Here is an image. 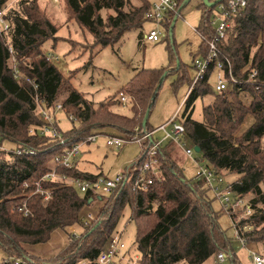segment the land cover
I'll list each match as a JSON object with an SVG mask.
<instances>
[{"label":"trees","instance_id":"obj_1","mask_svg":"<svg viewBox=\"0 0 264 264\" xmlns=\"http://www.w3.org/2000/svg\"><path fill=\"white\" fill-rule=\"evenodd\" d=\"M8 1L0 0V8ZM63 1L68 19H74L91 34L90 49L113 45L124 32L141 27L150 9V0H140L137 5H132L131 0ZM211 1L214 0H208ZM225 1L219 0L211 6L200 4V22L195 31L201 36V42L194 57L207 54V41L215 36L209 19L218 3ZM43 2L15 0L6 15L10 29L0 35V248L8 254L0 264H78L81 260L84 264H98L96 259L116 231L126 206L130 208L129 220L136 225L138 264H213L209 261L221 249L231 252L233 264H241L235 261L231 242L218 222V215L225 212L221 208L217 212L213 210L211 201L215 198L208 187L199 185L195 175L191 180L185 176L177 156L179 147L170 139L161 142L153 157L155 174L151 169L142 173L145 178H152V182L140 188L134 186V181L140 176L139 167L148 159L144 152L159 140L153 139L152 134L142 140L136 161L121 172L123 180L109 194L80 192L61 179L42 182L45 188L51 187L49 200L43 201L39 193H33V181L53 169L57 175L83 180L108 177L101 172L93 174L80 169L77 159L72 167H54L53 158L61 154L64 147L95 133L122 137L123 134H142L144 129L153 132L158 126L150 124L149 116L163 81H160L161 76L165 72L166 75L173 71L177 74L173 89L184 79L189 82L188 88L192 83V78L187 77V66L178 61L169 70L141 68L105 102L88 101L69 84L70 76H65L44 54L45 41L53 39L56 43L61 37L56 36L58 27ZM245 3L230 16L225 36L217 40L219 58L229 60L237 82H230L226 92H214L209 85L214 68L210 63L205 75L182 102V113L177 121L185 127L184 138L206 158L205 165L222 176L224 173L237 175L229 184L230 190L248 201L252 212L244 216L238 209L232 211L231 216L236 219L240 236L261 245L257 249L263 253L264 0H246ZM181 8L177 9V14L169 12V19L162 23L166 37L172 34ZM105 11L110 13L104 16ZM170 55L171 66L175 58ZM13 60L20 77L14 78ZM90 62L89 59L85 64ZM253 69L256 74L250 77ZM26 77L34 79L37 90L25 81ZM62 91L66 96L58 100ZM120 93L129 98L126 104L130 105V115L112 110L122 104ZM36 96L49 107L61 103L62 114L75 118L69 128L59 129L65 140L63 145L51 135L37 131L42 121L36 115ZM204 96L210 101L202 106V121L197 122L192 118L194 103ZM147 107L150 113L143 127ZM247 120H250L248 126L242 130ZM109 129L115 133L108 132ZM4 140L14 146L10 149L19 147L27 152L16 154L3 149ZM29 151H33L32 154ZM21 203L28 208L27 215L21 210ZM90 209H95V213ZM87 212L93 213L92 220L87 221ZM237 214L242 218L238 219ZM69 227L80 230L78 237L69 233L65 247L49 258L27 254L23 248L24 244L46 243L55 230L67 231ZM124 256L118 255L114 261L121 264Z\"/></svg>","mask_w":264,"mask_h":264},{"label":"rangeland","instance_id":"obj_2","mask_svg":"<svg viewBox=\"0 0 264 264\" xmlns=\"http://www.w3.org/2000/svg\"><path fill=\"white\" fill-rule=\"evenodd\" d=\"M203 2L204 0L179 1V7L181 8L182 6V8L176 17L173 32L170 35L172 40L169 34H167L168 37L165 36L166 30L164 26L161 24L157 25L154 21H146L141 27L124 32L117 43L108 45L102 49L97 47L90 49L91 42H93L91 34L74 19H68L64 1L61 0L59 3L54 4L50 0H44L42 5L46 8L47 14L51 17L53 24L58 27L56 36L61 38L56 43H54L53 39L46 40L42 49L47 53L58 56L59 60L55 63L56 68L62 71L65 76H70L69 84L75 90L79 91L85 99L94 104L100 101L105 102L108 96L117 94L141 68L152 69L164 67L169 70L174 65L176 66V61H179L181 64L187 66V77L192 78L194 76V69L191 66V61L194 57L193 55L197 53V48L201 42V36L196 33L195 28L200 22V4ZM139 3L140 0H131L132 5ZM108 13L110 11H105L103 15L105 16ZM172 13L174 14V12ZM157 27L162 33V37L158 41L146 40L145 35L151 29H156ZM139 36L142 37L141 41H139ZM170 54H173L175 58V63L171 66L172 60ZM89 59L91 62L85 64ZM176 77L177 74L174 71L168 72L157 91L156 99L149 116V122L153 127L169 121L176 114H178L177 119L180 118L182 112L179 108L183 102L189 82L184 79L181 84L173 89L172 82ZM210 80L209 85L213 87L215 80L212 78ZM65 96L66 92L62 91L58 95V100L63 99ZM209 101L210 98L208 96L199 97L195 101L192 113V118L195 121H202V106ZM112 110L120 114H131L129 104L116 105L112 107ZM59 118V128L61 130L69 128L71 121L67 120L63 114H59ZM249 121L247 120L243 124L241 127L242 130L248 126ZM108 132L115 133L111 129ZM134 135L136 133L123 134L124 137ZM162 136L163 134L157 131L154 133L153 139H161ZM182 141L189 145L192 144L187 138H183ZM163 142H167V140ZM2 144L7 148L14 147L7 140H4ZM140 150L141 144L134 141L124 143V146L121 148L114 149L105 144V138L103 136H99L95 142L81 147V152L77 157V160H79L78 166L80 169L89 173L101 172L108 177L114 176L135 162ZM177 154L183 167V173L190 180L195 175V170L198 165L206 164L207 162L201 152H194L193 158L184 155L180 149L177 151ZM195 160H199V163ZM236 177L237 175L235 173H224L223 184L221 185L226 186L231 181H234ZM211 202L213 210L217 212L221 208L220 203L217 199ZM95 209L94 211L90 209V211L95 213ZM129 214L130 208L126 206L122 216L119 218L116 231L111 235H119L121 241L124 243L121 255L125 254L126 256L122 259L121 264H138L140 254L135 248L137 238L136 225L134 221L129 220ZM236 217L238 219L242 218L240 214H237ZM218 222L226 237L231 242V248H233L236 256L235 261L241 264H252L246 249L241 247L239 241L236 239L233 228H231L230 218L226 213H220L218 215ZM72 230L75 232V235H72L78 237L77 235L80 230L74 227H69L67 231L57 229L52 233L48 242L35 243L34 245L26 244L23 245V248L27 252L40 258H49L65 247L69 241L68 234ZM248 245V247L257 248L261 246L253 242H249ZM7 256L6 251L0 248V263ZM209 262L213 263V260ZM78 264H84V260H81ZM224 264H233L231 258H227Z\"/></svg>","mask_w":264,"mask_h":264},{"label":"built area","instance_id":"obj_3","mask_svg":"<svg viewBox=\"0 0 264 264\" xmlns=\"http://www.w3.org/2000/svg\"><path fill=\"white\" fill-rule=\"evenodd\" d=\"M15 0L8 1L7 4L0 8V35L7 34L10 29L9 22L6 18V15L9 14L10 8L13 5ZM52 3L57 4L61 0H50ZM246 0H226L225 2L218 3L217 8L213 12L210 17V25L214 28V37L207 41V54L206 55H197L192 59V66L195 69L194 76L192 77V83L187 89L184 94V99L187 97L189 92L191 91L192 87L198 82V79H201L206 71L210 67V63L214 65L213 72L211 78L215 80L212 90L214 92H226L230 82H237L232 74V69L229 60L225 59L222 60L219 58L220 50L217 47V40L222 39L225 36V31L230 24V16L233 15L237 10L242 9L246 5ZM179 1L178 0H150V9L147 11L145 17L147 21H154L158 24L166 22L168 20V13L174 12L178 13L177 9L179 8ZM163 26V25H162ZM162 37V33L156 29H151L146 35L145 38L148 41H158ZM7 42L9 43V37H7ZM8 50L12 53V49L9 46ZM46 58L53 63L58 62V56L52 53H44ZM11 67L13 70V75L15 77H20L19 70L16 67L15 61L13 60L11 63ZM256 74V71L253 69L250 73V77ZM25 81L33 86L34 90H37L38 85L34 81V79L25 78ZM119 98L121 100L122 105L126 104L128 101V96L124 93L119 94ZM183 99V101H184ZM37 100V110L36 115L42 121L41 126L38 127L37 131L40 132L42 135H51L52 137L56 138L60 145H63L65 142L64 138L61 136V130H59V114H62V105L61 103H56L54 107H49L46 105L45 101L41 98L36 96ZM180 109V108H179ZM64 115V114H63ZM177 115L171 117L169 121L161 124L157 127V130L161 131L163 136L161 139L156 140L151 147H147L145 150V156L148 158L142 166L139 167L140 176L136 178L134 181V186L140 188L145 184H150L152 182V178H145L142 174L144 171L151 169L152 173H154L155 169L153 165L156 162L154 155L156 154L158 146L164 140H171L172 142L176 143L182 153L188 157L193 158L194 154V146L191 144L189 145L186 142H183L182 139L184 138L185 134V127L177 121ZM65 118L69 121L75 120L72 115H64ZM32 133L33 128L29 129ZM153 132H147L143 130L142 134H136L134 136L128 137H119L114 135H102L99 133H95L90 135L86 138L80 139L77 142L71 144L70 147H64L63 152L61 154H57L54 156L53 161L55 166H64V167H72L75 164V161L81 152V147L87 145L89 143L95 142L97 137L103 136L105 138V144L107 146L112 147L114 149H119L124 146V143L134 141L136 143H141L146 137H149ZM5 150H11L16 154L26 153V149L24 148H14L10 149L7 147L2 146ZM33 151H29L32 154ZM199 163V160H195ZM123 174L121 172L116 173L114 176H98L95 177L93 180H83L78 178H71L68 176L57 175L55 169L49 171L48 173L44 174L41 179H37L33 181L34 191L33 193H39L42 197L43 201L49 200L51 196V187L45 188L42 184L43 181L48 180H56L61 179L65 181V184L68 186L74 187L77 191L80 192H91L94 194H109L113 188H115L122 180ZM195 178L199 182V185L208 187L218 202L220 203L221 209L226 213V215L230 218L231 228H233V232L235 237L240 243V246L245 248L250 261L252 264H264V252H260L255 247H248L247 240L240 236L237 227H236V219L231 216L232 211H236L238 209L242 210L243 215L247 216L252 212L251 204L246 201L244 198L235 195L230 190V183L226 186H222L223 184V176L220 175L218 172L213 171L205 164H200L195 170ZM26 187L28 184H24ZM32 193V194H33ZM21 210L23 211L24 215L29 213L28 208L25 206V203H21ZM87 221L92 220L94 215L92 212L86 213ZM71 234H75V232L70 231ZM124 248V243L121 241L119 235L114 234L111 238L107 241L105 247L99 253L96 261L98 264H117L114 261V258L118 255L121 256L122 249ZM231 257V252L226 250H219L218 253L215 255L213 259V264H224V261L227 258Z\"/></svg>","mask_w":264,"mask_h":264},{"label":"water","instance_id":"obj_4","mask_svg":"<svg viewBox=\"0 0 264 264\" xmlns=\"http://www.w3.org/2000/svg\"><path fill=\"white\" fill-rule=\"evenodd\" d=\"M217 1H219V0H214V1H211V2H208V0H204V4H207L208 6H211V5H214V3L215 2H217ZM175 19V18H174ZM178 64V61H176V65ZM165 75H166V72L161 76V78H160V81L165 77ZM145 114H144V116H143V119H142V126L144 127L145 126V123H146V121H147V119H148V116H149V107H147L146 108V110H145V112H144ZM145 130V129H144ZM194 151L196 152V153H198L199 152V149L195 146L194 147Z\"/></svg>","mask_w":264,"mask_h":264},{"label":"crops","instance_id":"obj_5","mask_svg":"<svg viewBox=\"0 0 264 264\" xmlns=\"http://www.w3.org/2000/svg\"><path fill=\"white\" fill-rule=\"evenodd\" d=\"M180 11H181V10H180ZM179 13H180V12H179ZM198 47H199V46H198ZM197 49H198V48H197ZM197 51H198V50H197ZM198 55H199V54H198ZM193 56H194V55H193ZM192 59H193V58H192ZM191 66H192V61H191ZM192 68L194 69V67H193V66H192ZM194 73H195V69H194ZM183 99H184V98H183ZM166 122H167V121H166ZM164 123H165V122H164ZM164 123H161V124H164ZM161 124H159V125H161ZM159 125H157V126H159ZM157 126H156V127H157ZM156 127H155V128H156ZM156 130H157V129H154V131H153V134H152V135H154V133H156V132H157ZM155 131H156V132H155ZM160 132H161V131H160ZM161 133H162V132H161ZM24 245H26V244H24ZM255 248L257 249V247H255ZM257 250H258V249H257ZM25 251H26V250H25ZM26 253H27V254H30V255H33L32 253H29V252H27V251H26ZM18 261H19V259H18Z\"/></svg>","mask_w":264,"mask_h":264}]
</instances>
